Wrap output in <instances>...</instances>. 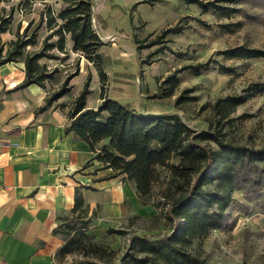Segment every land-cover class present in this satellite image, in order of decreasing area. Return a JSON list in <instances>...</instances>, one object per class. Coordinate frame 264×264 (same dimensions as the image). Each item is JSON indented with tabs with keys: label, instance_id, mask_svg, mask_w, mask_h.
Segmentation results:
<instances>
[{
	"label": "rangeland",
	"instance_id": "374dc122",
	"mask_svg": "<svg viewBox=\"0 0 264 264\" xmlns=\"http://www.w3.org/2000/svg\"><path fill=\"white\" fill-rule=\"evenodd\" d=\"M91 1L92 26L102 42L98 52L102 57L103 76L77 52L65 56L52 50L48 55L58 57V60L41 59L48 71L59 69L63 75L76 69L78 72L83 70L72 79L70 92L63 96L62 107L67 106L68 110L71 100L83 90L87 80V104L91 106L98 105L96 99L99 96H110L120 104L131 105L138 112L150 115L173 113L197 133L213 129L220 119L214 109L216 101L243 95L250 84L264 82V58L228 59L220 55L221 51L240 45L264 50V0L220 4L237 10L230 17L221 12H204L197 5H186L181 0ZM62 6L61 0L0 2V14L12 12L10 30L0 36V42L6 49L18 29L22 33L27 28V34H30L39 25L38 42L27 47L29 52H38L49 33L44 23L47 10L56 14ZM175 25L182 27L180 34H167L160 44L137 50L135 38L147 39L142 45H148L163 30ZM153 52L155 54L148 57ZM200 64H206V69L199 75L190 69L180 72L172 94H168L169 84L163 83L168 76L184 66ZM219 65L233 71L223 73ZM184 91V95L194 97V100L177 102ZM221 121L225 123L227 140L250 148L264 147V94L248 97ZM168 180L167 169H161L151 197L141 203L138 215L128 213L98 219L97 211H88L81 217L69 214L61 223L62 231H69L71 226L77 229L85 226L89 242L97 245L101 254L82 250L59 259V264H129L127 253L134 251L131 242L134 236L156 237L170 233L173 223L165 217L170 203L165 197L170 186ZM230 211L224 225L196 239L189 248L190 252L209 264H257L264 261V183L240 184L231 194ZM155 215L158 217L154 219ZM110 229L118 232L109 233ZM223 247L229 254L223 252Z\"/></svg>",
	"mask_w": 264,
	"mask_h": 264
},
{
	"label": "trees",
	"instance_id": "16d2710c",
	"mask_svg": "<svg viewBox=\"0 0 264 264\" xmlns=\"http://www.w3.org/2000/svg\"><path fill=\"white\" fill-rule=\"evenodd\" d=\"M4 1L6 0H0ZM61 1L63 6L56 14L48 9L44 16L49 33L42 40L38 52H29L27 47L38 42L39 25L30 34H27V28L22 33L18 29L6 49L5 44L0 42V66L23 63L24 79L15 90L31 84L43 87L45 82L57 86L47 95L44 105L37 112L46 110L67 95L72 88L70 80L78 75V69L69 75H63L61 70L48 71L45 64L39 63L43 58L58 59L48 55V52L56 50L64 53L66 36L72 42V51L80 53L103 76L102 57L98 52L102 42L92 26V1ZM181 1L186 5L195 4L204 12H221L230 17L237 10L220 4L230 5L239 0L205 3L200 0ZM11 23V11L0 14V35L9 32ZM181 32L182 27L175 25L163 30L148 45H142L147 39L140 41L135 38L134 43L139 51L144 46L160 44L167 34ZM54 37L56 40L50 41ZM154 54L155 52L148 57ZM220 55L228 59H260L264 58V50L240 45L221 51ZM187 69L199 75L206 69V64L184 66L174 71L163 81L164 84H169L168 94H172L178 82L177 75ZM219 69L223 73L233 71L222 65H219ZM185 92L180 94L177 102L194 100V97L184 95ZM88 94L89 85L86 80L83 90L71 102L67 113L69 121L64 131L72 132L76 139L88 144L94 154L92 160L100 161L102 169L113 171L108 178L124 175L143 204L151 197L153 184L160 170L166 168L169 174L170 186L165 191V197L170 203L165 217L173 223L171 232L156 237L134 236L131 240L134 251L127 253L129 264H209L190 252L191 244L204 234L224 225L231 214V194L240 184L252 186L264 183V147L250 148L227 140L224 133L225 123L221 119H225L248 97L264 94V82L250 84L243 95L227 96L216 101L214 109L220 114V119L216 121L213 129L208 128L197 133L173 113L145 114L136 111L129 104H120L103 97L96 109L88 108ZM242 181L244 182L241 183ZM87 213L82 195L79 189H75L71 214L81 217ZM157 217L155 215L154 219ZM84 228L85 226L79 229L69 227L73 236H70L69 231L63 232L65 243L58 251V259L82 250L95 255L101 254V249L89 242ZM108 232L118 231L110 229ZM257 264H264V261Z\"/></svg>",
	"mask_w": 264,
	"mask_h": 264
},
{
	"label": "crops",
	"instance_id": "0c3cea01",
	"mask_svg": "<svg viewBox=\"0 0 264 264\" xmlns=\"http://www.w3.org/2000/svg\"><path fill=\"white\" fill-rule=\"evenodd\" d=\"M69 52L66 36L60 54ZM23 79L22 62L0 66V264H59L61 223L71 214L75 189L98 219L138 215L141 201L124 175L108 178L113 171L92 160L88 144L64 131L69 119L63 97L37 112L57 86L15 90ZM103 98L96 106L86 98V107L96 109Z\"/></svg>",
	"mask_w": 264,
	"mask_h": 264
},
{
	"label": "built area",
	"instance_id": "2783aa9c",
	"mask_svg": "<svg viewBox=\"0 0 264 264\" xmlns=\"http://www.w3.org/2000/svg\"><path fill=\"white\" fill-rule=\"evenodd\" d=\"M223 252H225V253L229 254V251H228V249H226L225 247H223Z\"/></svg>",
	"mask_w": 264,
	"mask_h": 264
}]
</instances>
